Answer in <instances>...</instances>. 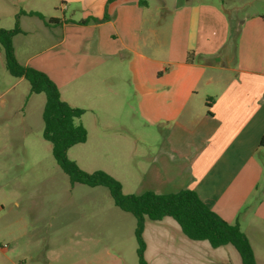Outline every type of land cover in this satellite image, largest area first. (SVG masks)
Returning a JSON list of instances; mask_svg holds the SVG:
<instances>
[{"label":"crops","instance_id":"0c3cea01","mask_svg":"<svg viewBox=\"0 0 264 264\" xmlns=\"http://www.w3.org/2000/svg\"><path fill=\"white\" fill-rule=\"evenodd\" d=\"M248 6L0 0V29L18 28V62L84 111L87 141L125 147L123 161L97 171L126 195L196 192L264 264V5ZM144 241L148 264H243L233 245L191 240L169 217L147 220Z\"/></svg>","mask_w":264,"mask_h":264},{"label":"rangeland","instance_id":"374dc122","mask_svg":"<svg viewBox=\"0 0 264 264\" xmlns=\"http://www.w3.org/2000/svg\"><path fill=\"white\" fill-rule=\"evenodd\" d=\"M225 2L247 12L250 3L256 12L264 5ZM19 47L25 62L29 49ZM45 104V94L8 71L0 44V264H140L136 218L115 205L108 189L72 182L55 161L43 137ZM125 153L122 146L99 149L91 138L68 157L83 171H97Z\"/></svg>","mask_w":264,"mask_h":264},{"label":"trees","instance_id":"16d2710c","mask_svg":"<svg viewBox=\"0 0 264 264\" xmlns=\"http://www.w3.org/2000/svg\"><path fill=\"white\" fill-rule=\"evenodd\" d=\"M19 32L18 28L11 31L0 29V44L4 49L8 71L16 78L27 80L32 93L45 94L43 137L52 144L53 157L63 172L74 183L108 189L115 205L136 218L140 264H148L144 241L146 221L157 222L168 217L177 221L184 234L191 240L208 241L214 248L233 245L240 253L243 264H257L251 243L240 227L221 219L196 192L185 190L177 194L160 195L146 192L142 195H126L122 184L106 172L97 171L90 174L71 161L68 157L69 151L88 140V131L81 123L84 111L64 102L59 88L46 74L24 67L18 62L13 38Z\"/></svg>","mask_w":264,"mask_h":264}]
</instances>
